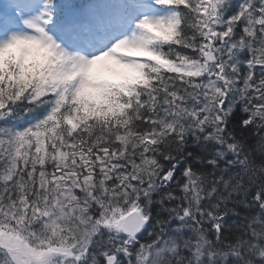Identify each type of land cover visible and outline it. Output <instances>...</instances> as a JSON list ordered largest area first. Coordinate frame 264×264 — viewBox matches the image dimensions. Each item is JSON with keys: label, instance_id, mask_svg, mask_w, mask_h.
I'll use <instances>...</instances> for the list:
<instances>
[{"label": "snow or ice", "instance_id": "6c2138e0", "mask_svg": "<svg viewBox=\"0 0 264 264\" xmlns=\"http://www.w3.org/2000/svg\"><path fill=\"white\" fill-rule=\"evenodd\" d=\"M0 264H264V0H0Z\"/></svg>", "mask_w": 264, "mask_h": 264}]
</instances>
